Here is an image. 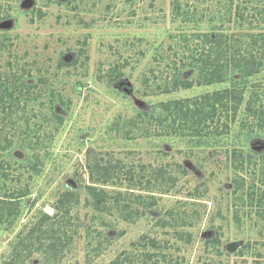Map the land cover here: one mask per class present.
Returning a JSON list of instances; mask_svg holds the SVG:
<instances>
[{"label": "rangeland", "instance_id": "1", "mask_svg": "<svg viewBox=\"0 0 264 264\" xmlns=\"http://www.w3.org/2000/svg\"><path fill=\"white\" fill-rule=\"evenodd\" d=\"M217 30L236 38L243 35L249 43L252 35L264 32V0H0V93L24 73L27 91L35 85L52 89L68 105L56 102L53 106L64 118L63 126L50 128L59 129L53 156L37 182L39 191L26 202L28 208L16 233L37 208L44 206V212L53 215L55 199L65 189L81 194L82 208L86 186L92 184L89 166L99 157L112 164L121 161L123 169L115 173L120 180L103 186L112 195L126 193V173L134 168L138 176L145 167L146 173L140 174L145 175L143 187L154 188L148 176L164 168L178 178V193L129 190L145 197L155 195L158 201L155 209L147 210L149 214L132 222L80 210L83 228L78 234L84 238L74 237L70 263L86 264L91 259L93 264H109L144 235L153 237L155 219L180 210L178 224L195 225L189 230L194 242L183 245L184 264H264V178L253 170L264 168V134L245 143L231 135L212 149L200 144L199 138H144L125 124L140 115L148 121L169 101L193 99L229 85L177 88L171 93L156 90L165 84L159 78L174 74L171 67L166 70L170 52L179 51L174 60L179 67L186 55L185 61L194 63L199 56L190 48L202 40L193 36ZM117 66L124 74L110 81L108 72ZM197 72L189 67L182 71L181 80L194 79ZM46 79H50L49 87L42 84ZM257 84L264 85V78L249 79L248 85ZM46 94L36 107L32 101L28 105L38 116L30 114L31 125L42 127L43 116L52 118L50 109L40 107L47 102ZM241 156L247 160L243 171L234 168L242 164ZM163 183L165 191L175 181ZM196 211L198 217L193 218ZM92 216L96 218L91 221ZM98 231L105 242L97 256L89 242L94 238L96 249ZM13 235L0 232V264L10 260ZM216 239L214 250L209 242Z\"/></svg>", "mask_w": 264, "mask_h": 264}, {"label": "trees", "instance_id": "2", "mask_svg": "<svg viewBox=\"0 0 264 264\" xmlns=\"http://www.w3.org/2000/svg\"><path fill=\"white\" fill-rule=\"evenodd\" d=\"M193 37L202 40L200 45L195 43L190 48L193 53L198 54L199 59L194 63L186 62V55L183 57V66L179 67L174 63L179 51L170 52V63L166 65V70L171 67L174 74L168 78H159V82L165 84L158 85L156 90L165 88L164 93H171L177 88L186 90L193 87L229 85L193 99L169 101L160 105L159 113L148 121L140 115L136 120H126L125 124L130 129L134 127L135 131H140L144 138L158 139L167 135L199 138L200 144L212 149L222 144L221 139L231 135L245 143L260 133L264 134V85H248L249 79L264 78V32L252 35L249 43L244 40L243 35L236 38L218 30ZM1 46L0 44V48ZM180 53L183 56V52ZM171 64L172 66H169ZM60 66L66 67V64ZM189 67L198 71L195 78L181 80L182 71ZM123 74L121 67L117 66L109 70L108 77L112 81ZM29 77L35 78L34 75ZM150 82L148 78L147 85ZM49 83L50 79L42 81L47 87ZM36 86L27 91L24 88L25 77L22 73L18 82L10 88L4 85V92L2 90L0 93V232L14 233L9 243L11 252L7 264H72L70 254L75 248L74 237L78 236L81 240L84 238L79 235L80 229L83 228L80 223V210L108 217L115 215L126 222H132L149 214L147 210L158 206L157 198L151 195L152 193L177 195L175 188L178 187V178H174L170 170L162 168L148 176L149 183L153 182L155 187H143L142 180L145 175L140 174L146 173L147 167L140 169L139 177L132 168L126 173V193L118 191L115 193L117 195H112L113 193H108L103 186L114 179L120 180L115 173L123 169L120 166L121 161L112 164V161L102 162L99 157H95L93 164L89 166L92 184L86 186L87 194L82 208L81 194L65 189L55 199L53 215L45 213L44 206L37 208L32 215L29 214L28 221H24L23 228L16 233V226L22 221L28 208L26 202H30L33 195L39 191L37 182L44 175L53 156L51 153L59 129L54 131L50 128L63 126L64 118L60 113L54 112L53 106L56 102L64 107L68 106L61 93L55 95L52 89L40 90ZM46 92L49 93L47 102L40 107L50 109L52 118L43 116L42 127L37 123L31 125L33 119H30V114L33 118L38 116L34 114V109H28V105L31 101L35 107L39 105L37 102ZM54 96L57 97L56 100ZM237 120H240V123ZM146 123L148 125L145 126ZM233 126L237 127L236 131ZM211 140H214L213 144L209 143ZM215 143L219 146H215ZM23 154L24 158L21 157ZM239 160H235V164ZM243 160L242 164L234 165L236 170H245L246 163L243 162L247 160ZM253 170L254 174L260 172L264 178V168ZM165 181L166 184L167 181L175 183L166 185L168 188L164 187V191L162 187L165 186ZM129 190H144L151 194L145 197ZM37 202V198L33 200L34 208ZM178 214L180 210H171L166 214V218L155 219L153 237L144 235L139 243L132 244L129 250L121 252L109 264H184L185 258L181 256L183 245L194 242L193 233L189 230L195 225L184 221L178 224ZM198 214V211L192 214L193 218L198 217ZM95 218L92 216L91 221ZM157 230H160L161 234L158 235ZM88 236L90 237V233ZM102 236L103 233L98 231L99 242L96 249L92 245L94 238L89 242L97 256L101 254L102 241L105 242L101 239ZM214 242H218V239L209 242V245L213 244V248ZM216 252L221 255L219 249ZM73 264L80 263L76 261ZM86 264H93L92 260L87 259Z\"/></svg>", "mask_w": 264, "mask_h": 264}]
</instances>
